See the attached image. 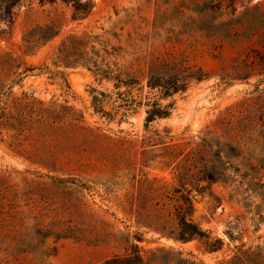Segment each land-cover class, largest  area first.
<instances>
[{
	"label": "trees",
	"instance_id": "obj_1",
	"mask_svg": "<svg viewBox=\"0 0 264 264\" xmlns=\"http://www.w3.org/2000/svg\"><path fill=\"white\" fill-rule=\"evenodd\" d=\"M23 1L0 0L2 30L11 27ZM62 1L72 4L77 18H86L92 11L91 0ZM166 3L169 6L157 8L152 25L160 34L167 32L168 41L182 43L184 35L199 33L210 41L209 49L216 51L224 44L255 43V37L263 35L264 10L259 5L240 10L236 0ZM58 32L53 23L31 28L24 33L23 52L33 54ZM110 35L121 39L120 33L108 29L70 33L54 52L52 65L43 68L26 63L21 67L10 52L0 58L1 68H17L0 88V119L8 116L13 89L28 75L47 70L71 89L62 67L79 65L113 84L110 92L92 90L96 113L122 122L139 108L146 110L143 132L134 133L91 125L68 103L46 102L28 93L18 97L9 128L43 137L48 144L52 142L55 152L44 158L36 152L45 170L27 171L30 175L17 181L14 172L0 169V264L26 255L49 257L62 239L119 249L106 264H146L140 243L149 233L180 243L199 239L209 251H216L221 239L213 238L197 215L200 199L220 201L213 190L215 184L231 188L232 196L246 207H258L259 219H264L262 50L252 45L232 58L230 65L224 61L219 70L209 72L178 49L140 54L124 62L121 40L112 44ZM144 42L155 43L146 36ZM258 43L264 46V38ZM213 76L227 85L250 83L252 78L257 82L249 96L220 110L198 131L173 133L167 127L153 128L155 120L171 116L176 95ZM255 197L261 202L256 203ZM174 264L208 263L179 252ZM217 264H264V245L241 244Z\"/></svg>",
	"mask_w": 264,
	"mask_h": 264
},
{
	"label": "rangeland",
	"instance_id": "obj_2",
	"mask_svg": "<svg viewBox=\"0 0 264 264\" xmlns=\"http://www.w3.org/2000/svg\"><path fill=\"white\" fill-rule=\"evenodd\" d=\"M168 0H91L92 11L83 19L74 16V7L62 0L39 1L25 0L16 8L13 24L5 30L0 22V58L5 59L7 52L17 58V63H23L43 68L52 65V56L62 40L70 33L94 32L103 33L104 29L120 33V38L110 35L112 44L124 46L122 60L129 62L140 54H165L174 50L184 52L193 64L202 65L209 72L219 70L224 61L231 64L232 58L239 53H245L255 45L264 53V46L258 43L264 38V30L255 37V41H246L241 46L224 44L216 51L209 49L210 41L199 33L184 35L182 43L168 41V33L155 31L153 21L156 10L169 6ZM178 1V0H174ZM239 9L245 6L250 8L259 5L264 10V0H236ZM189 3V2H188ZM244 4V6L242 5ZM190 13V12H189ZM184 20L187 17L183 18ZM53 23L59 29L57 35L42 43L33 54L23 52L24 33L37 25ZM150 37L154 44L144 42L143 37ZM218 55V56H214ZM221 55L222 57H219ZM66 79L71 87L60 77H54L49 71L39 70L28 75L22 83L15 86L13 95L9 98L8 116L0 119V169L3 172H14V181L27 171L36 169L45 170L38 163V154L44 158L48 152H55L52 142L43 137L26 135L18 130L9 128L11 115L18 109V97L36 96L46 102L57 101L68 103L84 114L86 122L94 126H102L113 130L124 129L134 133H142L146 117V110L141 107L137 112L123 120L109 121L96 113L92 105V90L110 92L113 84L101 79L93 69L87 66L63 68ZM17 68L0 67V88L14 75ZM39 72V73H38ZM257 78L250 83L237 82L227 85L219 76L193 83L187 92L174 97V109L168 118H160L152 123L153 128L167 127L173 133L183 130L198 131L216 117L220 110L233 102L249 96L253 91ZM264 86V85H263ZM52 149H49V148ZM37 152V153H36ZM44 160V159H43ZM45 162H48L46 160ZM152 173L162 175L154 170ZM30 175V174H29ZM214 193L220 201L205 198L197 202V215L213 238H220L222 244L216 251H209L206 244L199 239L186 243L175 242L159 235L149 233L140 243L147 259L146 264H174L179 252L182 256L203 261L208 264H217L225 258L231 257L236 247L241 244L264 245V219H259L258 207H246L238 197L232 196L231 188L215 184ZM260 203L259 197L254 198ZM98 200V199H97ZM264 210V207L261 209ZM264 214V211L262 212ZM55 243L52 242V245ZM55 254L46 258H36L32 255L11 258L10 264H106V260L119 249L109 244H88L74 239H62L57 243ZM154 252V253H152Z\"/></svg>",
	"mask_w": 264,
	"mask_h": 264
}]
</instances>
